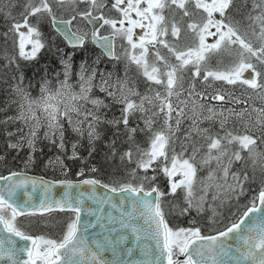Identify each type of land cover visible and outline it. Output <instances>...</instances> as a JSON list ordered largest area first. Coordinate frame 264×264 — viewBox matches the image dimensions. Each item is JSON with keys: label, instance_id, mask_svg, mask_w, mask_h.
<instances>
[{"label": "snow or ice", "instance_id": "6c2138e0", "mask_svg": "<svg viewBox=\"0 0 264 264\" xmlns=\"http://www.w3.org/2000/svg\"><path fill=\"white\" fill-rule=\"evenodd\" d=\"M54 4L72 6L67 19L57 16ZM79 4L85 7L80 9ZM14 6L15 0H0V13L12 21L9 32L20 57L35 59L45 47L39 27L30 24L29 17L46 14L73 48H82L90 37L104 55L119 60L116 40L124 41L126 68L135 65L147 88L143 94L137 91L127 71L123 79H113L114 72L98 73L81 63L74 72L71 57L61 61L63 71L52 80L41 78L39 97L33 98L23 78H18L13 87L19 98L17 114L0 124L21 123L15 131L5 129V135L8 148L19 150L26 145L30 150L26 168L34 162L41 129L43 139L65 149V123L78 136L87 135L89 156L101 138L98 127L111 125L115 137H127L128 147L119 153L121 163L134 167L109 183L91 175L73 182L45 181L24 171L0 174V261L264 264V180L240 203L248 192L245 184L255 183L247 172L248 161L253 171L259 163L264 173V151L259 150L264 146V0H27L20 20L12 17ZM78 18L92 27L90 33L73 29ZM3 35L7 38L9 33ZM12 62L9 58V65ZM98 62L99 58L94 61ZM94 89L120 106L118 118H105L101 110L110 105L94 95ZM256 99L260 107L249 103ZM161 119L163 123L156 128ZM185 121L183 136L177 137ZM229 121L238 122L239 128L228 127ZM217 123L219 129L214 130ZM138 132L147 134L146 148L136 141ZM108 147L115 157L116 140ZM68 158L83 159L77 143H72ZM237 162L241 168L234 171ZM48 164L59 165L67 173L59 156ZM205 170L206 175L202 174ZM90 172H97L96 167ZM77 175L85 177L84 169ZM161 175L167 179V191L158 183ZM57 183L68 189L59 199L51 195ZM84 186L87 190L72 194V189ZM37 188L43 192L39 203L33 195ZM99 188L107 191L100 194ZM20 189L26 198L21 199ZM209 192L210 223L222 224L209 229L214 234H202L194 218L188 227L170 224L173 211L178 216L202 213ZM168 197L182 200L183 206ZM86 201L92 203L86 206ZM226 201L235 205L228 217L217 221L213 205L223 206ZM56 210L73 214L56 237L26 231L18 222L20 217ZM85 211L87 219L82 217ZM96 228L101 231L89 235Z\"/></svg>", "mask_w": 264, "mask_h": 264}, {"label": "trees", "instance_id": "16d2710c", "mask_svg": "<svg viewBox=\"0 0 264 264\" xmlns=\"http://www.w3.org/2000/svg\"><path fill=\"white\" fill-rule=\"evenodd\" d=\"M239 2V1H237ZM27 0H15V6L12 8V17L16 20L22 19L20 13L24 12ZM58 5H53V9ZM71 5H67L66 12L63 14V9L60 11L67 17L71 11ZM78 8L83 9L85 5L79 4ZM7 11V9H5ZM113 15H115L113 13ZM237 19L240 17L237 16ZM11 20L6 18L4 13H0V121L5 120L9 116H15L17 114V104L19 98L13 91L14 85L18 82V78H23V85L27 88V91L31 96H36L39 94V81L42 77L47 76L48 79L52 80L57 72L63 71L62 60H67L71 57L72 68L77 69L81 63H86L88 66H92V63L99 58V67L108 68L112 63H116L118 60L107 58L97 47L91 43H86L82 48H71L62 37L54 31L50 19L46 14L29 17V23L39 27L42 33V39L45 47L40 50L37 57L32 60H26L18 55V48L14 44V37L9 32ZM8 32L7 38L3 35ZM190 39V38H189ZM117 56V55H116ZM9 58L13 59L11 65H9ZM109 65V66H108ZM109 73V70L107 71ZM135 70L131 72L134 79L139 78L138 72ZM54 82V80H53ZM95 95L99 96L101 99H105L104 94L101 92H94ZM15 101V103H14ZM105 103L109 104L110 107L102 109L101 111L105 114L106 119L118 118L120 116L118 104H113L111 99H105ZM138 118V117H137ZM132 121L130 120V124ZM19 121L11 123L8 125L0 124V156L4 159L0 160V174L8 172V170H21L25 166V161L27 160L30 150L25 145L19 150L10 149L7 146L6 140L8 139L5 135V129L7 131H15L16 128L21 127ZM133 126H135L133 124ZM65 149L62 151L59 149L57 144H52L46 139L42 138L44 129H41V139L37 141V151L33 154L34 162L27 167V171L33 174H38L51 179H78L83 178L78 176L77 173L83 168L85 172V177L91 175L96 179L101 180L104 183H109L111 180L123 176L124 172L134 165L128 162L121 163L119 159V153L126 150L128 144L126 143L127 137L120 136L115 137L113 133L116 131L114 127L109 124L102 123L98 127V131L101 133V138L96 140L94 143L95 151L89 156L90 146L88 143L87 135L83 137L78 136L74 133L71 128L65 123ZM140 127H143V123H140ZM27 129H25L26 131ZM122 131V127H121ZM15 142L16 137L11 138ZM115 139L117 155L112 157L110 155L109 143ZM136 141L140 144L142 148L147 147V134L137 133L135 137ZM77 143V152L79 156L83 159H69L68 157L72 154V143ZM60 157L63 164L66 166L67 173L61 170L59 165H49V160H55L56 157ZM95 166L97 172L91 173L90 169ZM241 168V163L237 162L234 164V169ZM247 172L250 178L254 177L255 183L245 184V188L248 189L247 194L241 198L240 203L247 199L248 195H251L252 190L258 189L262 180H264V173L261 172L259 163L255 166V171H253V165L246 166ZM167 179L162 175L158 177V183L163 190H167ZM235 202L232 205L234 206ZM231 207V206H230ZM229 207V208H230ZM228 208V209H229ZM193 213L188 220V215L178 216L177 213H171L168 217L170 224H189L191 219H195L197 224L201 227L202 234H210L209 229H215L217 227H222V224H211L209 220L204 219L203 214ZM72 213L70 212H52L43 215L28 216L33 219H40L48 222L52 217H59L66 215L67 218L63 221L64 224L68 221V216L70 217ZM225 218L230 215L229 212L225 213ZM54 222H49L48 225ZM28 224V223H27ZM49 225V226H50ZM48 230V229H47ZM49 235L56 237L51 234ZM40 231L32 232L39 233Z\"/></svg>", "mask_w": 264, "mask_h": 264}, {"label": "rangeland", "instance_id": "374dc122", "mask_svg": "<svg viewBox=\"0 0 264 264\" xmlns=\"http://www.w3.org/2000/svg\"><path fill=\"white\" fill-rule=\"evenodd\" d=\"M237 1H239V0H237ZM239 3V2H238ZM66 7H67V5H64V6H56L55 8H54V11H56V13H57V16L58 17H61V18H68V16L67 17H63L64 15L63 14H65L64 12H66ZM60 8H61V10H62V8L63 9H65V10H63L62 12H63V14H62V12L60 11ZM73 28H74V30H79L80 32H90V30H89V27H88V25L85 23V22H83V21H80L79 20V18L77 19V20H75V21H73ZM102 32H103V30H102ZM139 33V32H138ZM190 40V39H189ZM90 42H88V44H89ZM125 42L124 41H122V40H119V39H117L116 40V55L118 56V57H120V59L116 62V63H112V65L110 66V67H108V68H102V67H99V62L98 63H92V68H96L97 69V71H98V73L99 72H105V73H108L107 71L109 70V73L110 72H114L115 73V76L113 77V79H115L116 78V76H118V77H120L121 79H123L124 78V76H125V72L127 71V76L129 77V81H130V84L132 83V82H135V85H136V89H137V91H139L140 93H144L145 91H146V88H147V84H146V82H145V80H144V78L142 77V75H140V73L137 71V69H136V67H135V65H128L127 66V68H126V60H125V58H124V53H123V48L121 47V45L122 44H124ZM29 48H30V46H28ZM164 51H166V50H164ZM162 54H163V52H162ZM213 63H214V61H213ZM109 66V65H108ZM136 71V72H138V74H139V76H140V79L139 78H136V79H134L133 77H132V74H130L131 72H133V71ZM73 71L74 72H78L79 71V68H77V69H75L74 70V68H73ZM136 72H134V74H136ZM247 75V74H246ZM99 80V76H97V81ZM74 82V81H73ZM199 87H200V85H199V83L197 84V88L199 89ZM95 91H97V92H100L98 89H94V92ZM39 95H40V93L38 94V95H36V96H32L33 98H36V97H39ZM95 95V94H94ZM97 96V95H96ZM99 97V96H98ZM110 99V98H109ZM249 103L250 104H252V103H254L255 104V106L256 107H260L261 106V104H260V101H259V99H256V100H250L249 101ZM228 106H231V105H228ZM90 107V106H89ZM239 107V106H238ZM163 123V121H162V119L161 120H158L157 122H156V125H155V127L156 128H159L160 127V125ZM187 121H185V123H184V125H182V127H181V130L179 131V132H177L176 133V135H177V137H182L183 136V132H184V129H185V127H186V125H187ZM203 126H205V127H207L208 126V123L207 122H205V124L203 125ZM228 127H230V128H232V127H237V128H239V124H238V122H235V121H229V123H228V125H227ZM219 129V125H218V123L214 126V130H218ZM179 144V140L177 141V145ZM180 149H179V147L177 146V151H179ZM259 150L260 151H264V146H261L260 148H259ZM242 155H246V153H242ZM198 159H199V157H198ZM32 164V163H31ZM248 165H252V162L249 160L248 161V163H247V165L246 166H248ZM29 167V166H28ZM30 168V167H29ZM21 170H23V171H27V168L25 167V166H23V168L21 169ZM233 170L235 171V169H234V165H233ZM202 174H205L206 175V170L202 173ZM166 183H167V181H166ZM167 185V187H168V184H166ZM167 191V190H166ZM211 192H209V194H208V202L205 204V210L202 212V213H199V214H203L204 215V219L206 220V222H207V220H209L210 221V218L212 217V208L211 207H209V204H211ZM168 200H172L173 201V203H179L180 204V206H183V203H182V200H174L173 199V197H168L167 198ZM246 201V199L242 202V203H244ZM235 201H226L225 202V204L223 205V206H216V205H213V206H215L216 207V211H217V213H218V216L216 217V219H217V221H219L221 218H225V213H227V212H229V207L231 206L232 207V205L231 204H233ZM166 203V202H165ZM219 204V202H217V205ZM235 205V204H234ZM169 208L171 207L170 205L168 206ZM193 212H195V211H193ZM173 213H176L175 211H173ZM192 214L193 213H189V215H188V220H189V218L192 216ZM73 214H71V216H72ZM67 218V216L66 215H62V216H59V217H52L48 222H46V221H44V220H38V219H33V218H29L28 220H27V223H28V231L29 232H36V231H40L41 230V232H46L45 231V229L47 230V231H49L51 234H53V235H55V236H58L59 234H60V232H61V229L63 228V226H64V220ZM68 218H69V216H68ZM49 222H54V223H52L50 226H47V227H44L43 225L45 224V223H49ZM67 223V222H66ZM65 223V224H66ZM217 224H219V223H217ZM179 226H183V227H188V226H190L189 224H185V223H180V224H178ZM41 232H39V233H41ZM49 234V233H48Z\"/></svg>", "mask_w": 264, "mask_h": 264}, {"label": "water", "instance_id": "95a60500", "mask_svg": "<svg viewBox=\"0 0 264 264\" xmlns=\"http://www.w3.org/2000/svg\"><path fill=\"white\" fill-rule=\"evenodd\" d=\"M65 19H67V18H65ZM52 25V24H51ZM88 25V24H87ZM89 27H90V32L92 31V27L90 26V25H88ZM52 27H53V29L55 30V27L52 25ZM56 31V30H55ZM57 32V31H56ZM58 33V32H57ZM59 34V33H58ZM60 35V34H59ZM60 37H62L63 38V36H61L60 35ZM63 40L66 42V44L68 45V43H67V41L63 38ZM93 44V43H92ZM95 47H97L95 44H93ZM69 46V45H68ZM69 47H71V46H69ZM98 48V47H97ZM99 50H101L100 48H98ZM106 56V55H105ZM107 58H109V59H112V58H110V57H108V56H106ZM25 172V171H24ZM27 173V175L28 176H31V177H36V178H38V179H43V180H45V181H61V180H71V181H73V182H76V181H79V180H81V179H83V178H86V177H83V178H78V179H51V178H47V177H45V176H42V175H38V174H33V173H30V172H26ZM7 173H5L4 175H6ZM85 190H87V186H84L83 188H80V189H72L71 191H72V194L73 195H77L78 194V192L79 191H85ZM24 189H20L19 190V195H20V197H21V199H24V198H26V197H24L23 196V193H24ZM28 191H32V189H31V186H29V189H28ZM68 191V189L66 188V186L65 185H61V184H59V183H57L53 188H52V190H51V195L54 197V198H56V199H59V198H61V197H63L64 196V194L66 193ZM105 191H107L106 189H103V188H99L98 189V193H100V194H103ZM33 195H34V197L36 198V203H39V200L40 199H42L43 198V192H42V189H40V188H37L35 191H34V193H33ZM92 202L91 201H86V206L88 205V204H91ZM105 207L109 210V211H111V209H110V206H108V205H105ZM56 211H59V210H56ZM56 211H54V212H56ZM64 212H70V211H64ZM44 214H47V213H44ZM39 215H41V214H39ZM43 215V214H42ZM82 217L83 218H85V219H87L88 218V216H87V212L85 211V212H82ZM101 231V229H99V228H96V229H90L89 230V235H91V234H93V233H96V232H100ZM210 234H214V232L213 233H210ZM3 234L2 233H0V236H2ZM205 235H208V234H205ZM229 243H232V241H229ZM128 246H132V244L130 243ZM109 259H111V257L109 256ZM181 259H183V257H181ZM0 264H4V262L3 261H0Z\"/></svg>", "mask_w": 264, "mask_h": 264}, {"label": "flooded vegetation", "instance_id": "af4514ba", "mask_svg": "<svg viewBox=\"0 0 264 264\" xmlns=\"http://www.w3.org/2000/svg\"><path fill=\"white\" fill-rule=\"evenodd\" d=\"M89 27V26H88ZM90 30V28H89ZM140 30H137V32H139ZM90 33V32H89ZM89 41L86 40L85 42V45L86 43H88ZM27 220H28V216H24V217H20L18 218V222L19 224L24 228V230L28 231V224H27Z\"/></svg>", "mask_w": 264, "mask_h": 264}]
</instances>
